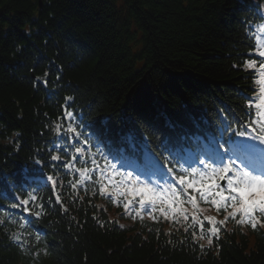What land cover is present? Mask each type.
<instances>
[{
    "label": "trees",
    "instance_id": "1",
    "mask_svg": "<svg viewBox=\"0 0 264 264\" xmlns=\"http://www.w3.org/2000/svg\"><path fill=\"white\" fill-rule=\"evenodd\" d=\"M263 9L264 0H0V264H264L259 224L224 222L209 205L200 217L191 189L180 192L187 221L141 220L132 197L102 194L87 166L97 144L125 167L148 149L178 171L201 130L250 133L257 77L247 64ZM208 213L224 222L218 236Z\"/></svg>",
    "mask_w": 264,
    "mask_h": 264
},
{
    "label": "snow or ice",
    "instance_id": "2",
    "mask_svg": "<svg viewBox=\"0 0 264 264\" xmlns=\"http://www.w3.org/2000/svg\"><path fill=\"white\" fill-rule=\"evenodd\" d=\"M259 44V41H258ZM258 55L264 57V45L260 46ZM248 68H255L256 61L249 60L247 64ZM256 84L259 85V103L255 105L258 110L264 109V63L260 64L259 78L256 80ZM71 99V98H69ZM70 107V105H69ZM251 107V104L249 105ZM64 116L70 120L74 119V115L71 111L65 109ZM62 125H58L56 131L59 132ZM67 132L74 134L76 137L83 135L78 131V127H74L71 124L67 127ZM252 132L255 135H251L248 138L259 141V143L264 144V122L260 123L257 128L252 127ZM94 134L98 137L103 136V132L100 129H94ZM18 135V134H17ZM241 137L247 135V130L238 133ZM87 143V139L85 140ZM246 151H251L254 149V145H242ZM170 151L169 149H165ZM77 152H82L83 149L77 148ZM171 154V152H170ZM163 155V153H161ZM53 160H59V156H53ZM176 163L179 164V158L174 157ZM217 160L219 166H215L216 162H206L203 159L197 161L203 168L192 167L189 164V168L181 167L178 173H175L170 179L175 183L167 189H153L149 184H144L134 191V195L139 196L140 207L143 208L145 205L150 206L151 211L156 210V205L159 203V211L165 218L170 215L175 217L177 214L183 217L184 221L189 219L186 211L183 208L184 201L180 199V191L187 193L191 189L195 193H199L200 198L205 202H209V197H211L210 203L215 205L216 210L220 211L224 209L227 211L229 208L232 209L228 212V216L225 217L227 221L228 217H231L236 223L240 225L249 224L250 227L255 230L258 224L264 227V162H262L260 167L254 166L247 157L241 158L238 156L234 150L225 149L224 154H218ZM239 160V163H237ZM188 163V161H185ZM172 164V160L164 157V163L161 164L159 160L152 159V165L154 168L158 169L163 173L164 168L167 165ZM71 167V165H68ZM190 169V171H189ZM168 172H175L174 168H167ZM183 173V174H181ZM83 175V173H82ZM130 177L131 174L129 173ZM163 178V176H162ZM55 184V180L51 176L48 177ZM138 177L136 181H138ZM134 181V183L136 182ZM221 181H226L224 187L221 186ZM111 183V180L109 181ZM123 183V181L121 182ZM175 185L180 186V191L176 190ZM100 191L103 194L106 191V187L101 183ZM117 191L120 192L121 189L117 186ZM35 200L36 197H31ZM191 203L192 208L196 211H200L197 204V198L195 195L188 199ZM20 204L27 206L29 205V199H22ZM19 205H14L18 207ZM125 209L128 208V204L124 205ZM167 207L168 211H165ZM28 211L27 207L24 209ZM239 214L240 219H236ZM209 223L213 225L209 231L212 236H218L220 229L216 227V220L213 217H207ZM192 220L196 221L197 217L192 216ZM179 219H176V223H179ZM221 222V223H224ZM201 231H203V223H200ZM187 231V228L185 229ZM195 236V232L192 233ZM203 239V235L200 237ZM211 238L208 239V244L211 245ZM203 247V245H201Z\"/></svg>",
    "mask_w": 264,
    "mask_h": 264
},
{
    "label": "rangeland",
    "instance_id": "3",
    "mask_svg": "<svg viewBox=\"0 0 264 264\" xmlns=\"http://www.w3.org/2000/svg\"><path fill=\"white\" fill-rule=\"evenodd\" d=\"M263 14H264V9L262 10ZM134 190H136L137 188H133ZM143 218L147 219V220H152L154 219V217H152V214H143Z\"/></svg>",
    "mask_w": 264,
    "mask_h": 264
},
{
    "label": "bare ground",
    "instance_id": "4",
    "mask_svg": "<svg viewBox=\"0 0 264 264\" xmlns=\"http://www.w3.org/2000/svg\"><path fill=\"white\" fill-rule=\"evenodd\" d=\"M8 137H9L8 134H6V139H7Z\"/></svg>",
    "mask_w": 264,
    "mask_h": 264
}]
</instances>
